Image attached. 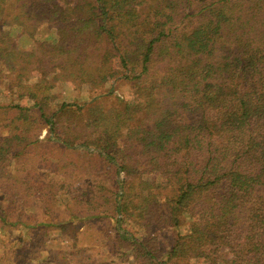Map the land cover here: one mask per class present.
Listing matches in <instances>:
<instances>
[{
    "label": "trees",
    "instance_id": "16d2710c",
    "mask_svg": "<svg viewBox=\"0 0 264 264\" xmlns=\"http://www.w3.org/2000/svg\"><path fill=\"white\" fill-rule=\"evenodd\" d=\"M109 51L137 100L96 96ZM28 68L0 264H264V0H0V77Z\"/></svg>",
    "mask_w": 264,
    "mask_h": 264
},
{
    "label": "rangeland",
    "instance_id": "374dc122",
    "mask_svg": "<svg viewBox=\"0 0 264 264\" xmlns=\"http://www.w3.org/2000/svg\"><path fill=\"white\" fill-rule=\"evenodd\" d=\"M105 65L107 69L109 68V73L103 76L102 79V90L100 95L113 94L116 98L120 99H138V91L136 83H122V68L120 66L119 60L116 54L112 51L107 52L105 57ZM42 80V75L37 68H28L27 71L17 77L15 81H6L0 77V103H7L14 99L17 93V85L20 83H34ZM63 99L79 105H84L89 103L93 98L89 95L87 89L82 87H67L63 92ZM95 96V97H96ZM26 104H31V98L26 96L23 99ZM45 138V135L43 136ZM168 197L164 196L162 202H166ZM181 228L183 231L195 226V220L188 214L182 216ZM163 236L168 237V234H163Z\"/></svg>",
    "mask_w": 264,
    "mask_h": 264
}]
</instances>
